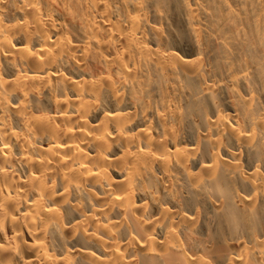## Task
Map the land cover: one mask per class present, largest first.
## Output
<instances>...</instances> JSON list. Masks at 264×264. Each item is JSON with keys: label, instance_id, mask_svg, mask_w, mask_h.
Wrapping results in <instances>:
<instances>
[{"label": "bare ground", "instance_id": "6f19581e", "mask_svg": "<svg viewBox=\"0 0 264 264\" xmlns=\"http://www.w3.org/2000/svg\"><path fill=\"white\" fill-rule=\"evenodd\" d=\"M0 264H264V0H0Z\"/></svg>", "mask_w": 264, "mask_h": 264}]
</instances>
